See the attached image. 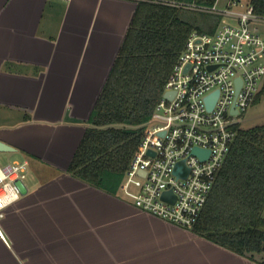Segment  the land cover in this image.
Wrapping results in <instances>:
<instances>
[{
	"label": "crops",
	"instance_id": "crops-1",
	"mask_svg": "<svg viewBox=\"0 0 264 264\" xmlns=\"http://www.w3.org/2000/svg\"><path fill=\"white\" fill-rule=\"evenodd\" d=\"M137 7L0 0V140L30 162L0 264H258L68 170Z\"/></svg>",
	"mask_w": 264,
	"mask_h": 264
},
{
	"label": "built area",
	"instance_id": "built-area-1",
	"mask_svg": "<svg viewBox=\"0 0 264 264\" xmlns=\"http://www.w3.org/2000/svg\"><path fill=\"white\" fill-rule=\"evenodd\" d=\"M219 1L212 7L171 3L222 20L213 33L190 34L119 187L137 208L187 229L198 222L237 138L242 115L263 88L264 36L253 23L264 22V15L249 2L230 0L221 9ZM168 92L171 98L165 96ZM215 94L210 108L209 97ZM180 162L184 168L178 174ZM29 170L27 159L0 164V216L22 197Z\"/></svg>",
	"mask_w": 264,
	"mask_h": 264
},
{
	"label": "trees",
	"instance_id": "trees-1",
	"mask_svg": "<svg viewBox=\"0 0 264 264\" xmlns=\"http://www.w3.org/2000/svg\"><path fill=\"white\" fill-rule=\"evenodd\" d=\"M217 0L139 1L120 53L89 119L69 172L117 193L146 124L166 90L190 34L213 33L222 18L171 3L214 6ZM264 15V0H249ZM264 95V87L255 103ZM196 235L264 264V124L239 127L198 222Z\"/></svg>",
	"mask_w": 264,
	"mask_h": 264
},
{
	"label": "rangeland",
	"instance_id": "rangeland-1",
	"mask_svg": "<svg viewBox=\"0 0 264 264\" xmlns=\"http://www.w3.org/2000/svg\"><path fill=\"white\" fill-rule=\"evenodd\" d=\"M229 1L230 0H220L219 8L221 9L225 8ZM241 1L243 3L249 2V0H241ZM229 8H231L232 10H240V8H237L236 6H231ZM225 20L235 23V21L230 20L229 17H226ZM253 26L257 27L260 33L264 36L263 21L254 22ZM263 86H264V79H263ZM260 124H264V95L259 102L254 103L252 106H250V108L242 115L241 118V126L244 128H249ZM10 152L11 151H0L1 165L12 163L15 160L21 161L25 159V157L20 153L11 154Z\"/></svg>",
	"mask_w": 264,
	"mask_h": 264
},
{
	"label": "water",
	"instance_id": "water-1",
	"mask_svg": "<svg viewBox=\"0 0 264 264\" xmlns=\"http://www.w3.org/2000/svg\"><path fill=\"white\" fill-rule=\"evenodd\" d=\"M165 96H166L167 98H171V97H172V93L168 92V93L165 94ZM216 97H217L216 94L213 95V96H210V97H209V107H210V108H212V107L214 106V104H215V100H216ZM15 150H16V149H15L13 146H11L10 144H8V143H6V142L0 140V151H15ZM201 151H202V150H200V149H198V148L195 149V152H196L197 154H200ZM183 168H184V162H180V163L178 164V166H177V169H176L177 173H178V174H181ZM166 195H168V194H165V196H166Z\"/></svg>",
	"mask_w": 264,
	"mask_h": 264
},
{
	"label": "clouds",
	"instance_id": "clouds-1",
	"mask_svg": "<svg viewBox=\"0 0 264 264\" xmlns=\"http://www.w3.org/2000/svg\"><path fill=\"white\" fill-rule=\"evenodd\" d=\"M3 205H0V207H2Z\"/></svg>",
	"mask_w": 264,
	"mask_h": 264
}]
</instances>
